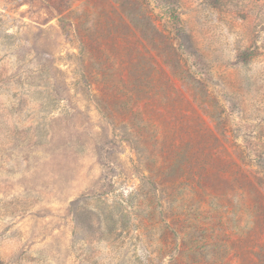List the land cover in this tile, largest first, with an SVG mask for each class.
<instances>
[{"label": "rangeland", "instance_id": "obj_1", "mask_svg": "<svg viewBox=\"0 0 264 264\" xmlns=\"http://www.w3.org/2000/svg\"><path fill=\"white\" fill-rule=\"evenodd\" d=\"M0 264H264V0H0Z\"/></svg>", "mask_w": 264, "mask_h": 264}]
</instances>
